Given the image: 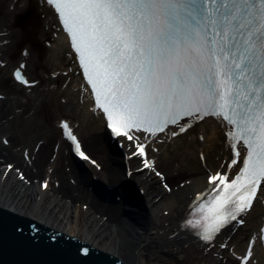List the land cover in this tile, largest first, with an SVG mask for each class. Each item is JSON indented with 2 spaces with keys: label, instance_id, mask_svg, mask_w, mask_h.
Returning a JSON list of instances; mask_svg holds the SVG:
<instances>
[{
  "label": "snow or ice",
  "instance_id": "obj_1",
  "mask_svg": "<svg viewBox=\"0 0 264 264\" xmlns=\"http://www.w3.org/2000/svg\"><path fill=\"white\" fill-rule=\"evenodd\" d=\"M40 4L49 26L67 41L72 64L51 76L80 77V102L91 101L89 110L103 120L120 154L129 162L139 161L135 169L128 167L127 177L153 173L168 192L190 185L189 179L169 183L161 159L166 153L174 155L179 167L193 134L198 142H206L203 126L210 121L219 125L221 156L210 164L208 153L199 150L204 186L194 193L179 231L171 236H194L202 251L223 258L227 249L239 264H250L257 239L264 242V231L251 237L243 255L237 252L232 233L246 224L254 204L264 197V0H40ZM30 54L26 47L23 56ZM7 64L0 59V67ZM27 68L28 61L23 60L13 76L32 91L41 80L30 78ZM51 87L56 89L57 84L52 82ZM56 124L60 140L99 168L85 150L79 125L64 117ZM30 133L31 128L21 124L0 134V145L12 148L14 141H25ZM44 145L39 138L33 145L21 143L19 150L32 163L37 158L33 153L39 154ZM60 148L57 143L55 151ZM12 174L33 183L16 162L0 163L4 180ZM53 183L49 176L42 188L48 190ZM13 231L23 235L18 226ZM96 251L91 245L77 248V254L83 252L87 259Z\"/></svg>",
  "mask_w": 264,
  "mask_h": 264
},
{
  "label": "bare ground",
  "instance_id": "obj_2",
  "mask_svg": "<svg viewBox=\"0 0 264 264\" xmlns=\"http://www.w3.org/2000/svg\"><path fill=\"white\" fill-rule=\"evenodd\" d=\"M35 1L43 17L37 33L41 40H47L50 33L56 34V30L49 26L40 0ZM32 2L34 0H0V41H10L0 43V59L7 60L9 64L2 69L3 75H6L13 65L10 64L11 56L24 35L23 29L15 31L17 16ZM47 11L51 16V9ZM56 37L58 36H54L47 57L35 49H30V56H21L20 62L28 61L27 74L31 78L41 80V84L33 90L35 94L27 96L22 90H15L16 98L7 97L0 102V134L12 132L21 124L31 128V133L25 141H14L12 148L0 145V163L16 162L33 181L27 184L15 174L4 180L0 175V208L27 216L54 231L76 238L91 245L93 249L121 259L124 264H235L229 257L227 249L223 250V258L226 259L224 262L213 256L215 252L202 251L200 243L190 235H182L178 239L171 236L174 230L179 231L178 225L191 201V196L204 186L199 150L203 149L208 153L210 164L218 162L217 158L221 156L219 141L222 134L219 125L210 121L208 125L203 126L209 137L206 142H198L195 133L193 134L191 143L186 146L181 157L185 162L179 167L174 155L166 153L161 159V167L167 171L169 183L175 185L183 179H189L192 181L190 185L167 193L161 187L160 179L153 173L137 172L130 178L132 186L126 185L128 189L126 212L122 213L117 205L104 203L103 198H108L109 195L92 180L93 176H96L100 183L108 188H112L117 181L113 170L110 169L108 150L105 147L109 141L103 131L102 121L90 112V101L87 104L80 102L82 86L80 77L75 73H71L70 78L62 75L53 79L51 76L52 71L72 67L67 55L66 40L61 35ZM52 82L57 86L61 82L62 86L67 84L68 87L49 89V93L46 94L45 88L42 87L46 84L50 86ZM65 98L68 100L67 104H74V109L59 103ZM46 100L50 102L51 108L46 115L41 113L39 115V111L46 105ZM18 108H22L23 113L18 112ZM13 116L15 119H12ZM54 117L71 119L74 124L80 123L78 132L86 149L102 165L101 173L73 162L68 152L69 146L60 140L59 129L50 123ZM38 118H41L43 123H39L36 120ZM39 138L45 140V145L39 154L33 153L37 157L35 161L28 163L19 150L20 144L33 145ZM57 143L61 144L57 160L50 163ZM111 149L116 151L115 146ZM116 156V160L124 165L122 155L116 152ZM125 165L133 169L139 166L136 160L126 161ZM49 166L54 169L52 175L48 173ZM66 168L70 169L67 171ZM49 176L54 183L43 192L41 180ZM35 180H40V183H35ZM72 180L75 184L70 182ZM57 181L58 187L55 186ZM92 187V191L89 190ZM263 215L262 206H254L247 218V227H241L233 235L232 242L236 245L237 252L245 248L243 236L246 232L259 227ZM257 258L259 264H264V250L259 251Z\"/></svg>",
  "mask_w": 264,
  "mask_h": 264
},
{
  "label": "water",
  "instance_id": "obj_3",
  "mask_svg": "<svg viewBox=\"0 0 264 264\" xmlns=\"http://www.w3.org/2000/svg\"><path fill=\"white\" fill-rule=\"evenodd\" d=\"M13 226H18L23 235H17ZM88 246L0 208V264H122L117 257L101 251H96L92 259L85 258L83 252L77 254L78 247Z\"/></svg>",
  "mask_w": 264,
  "mask_h": 264
},
{
  "label": "rangeland",
  "instance_id": "obj_4",
  "mask_svg": "<svg viewBox=\"0 0 264 264\" xmlns=\"http://www.w3.org/2000/svg\"><path fill=\"white\" fill-rule=\"evenodd\" d=\"M29 10H31V12L34 14V18H33V20H31V22L29 23V26L30 27H28L26 24L24 25V26H22V28H24L25 30H26V28H31L32 30H27L26 31V33L24 34V36H23V40H21V42H20V44L22 43H24V41H26V39H32L31 41H32V43L33 42H37V44H40L41 42H40V39H39V37L37 36V28H38V24H39V22L41 21V17H40V15H39V8H38V4H37V2L34 0V2H32L31 3V6L29 7ZM16 29H19L18 27H16ZM15 29V30H16ZM19 45V44H18ZM42 46H44V44H42ZM28 47V46H27ZM18 51H19V48L17 47V49L14 51V55L11 57V58H13L14 60H16L17 59V55H18ZM41 52V51H40ZM44 56H46L45 54H46V51H44V52H41ZM14 89V87L12 86V84H11V81H10V78L8 77V75H5V76H3V72L2 71H0V91H2V92H9L10 90H13ZM9 97H12V96H9ZM49 103V104H48ZM45 105V104H44ZM48 105V106H47ZM50 108H51V105H50V102H48L47 101V104L45 105V106H43V108H42V110L41 111H39V115H40V113L42 114V115H46L48 112H49V110H50ZM39 123L41 122V123H43V121L41 120V118L39 119H36ZM56 121H57V118L56 117H54L51 121H50V123L51 124H53V125H55V126H57V124H56ZM47 126H48V124H47ZM162 187V186H161ZM164 188V187H163ZM165 189V188H164ZM236 264V263H235Z\"/></svg>",
  "mask_w": 264,
  "mask_h": 264
}]
</instances>
